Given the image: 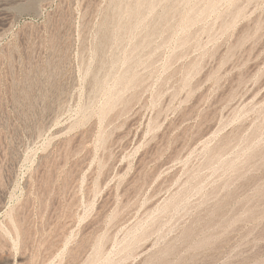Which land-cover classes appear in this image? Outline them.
<instances>
[{"label":"rangeland","instance_id":"rangeland-1","mask_svg":"<svg viewBox=\"0 0 264 264\" xmlns=\"http://www.w3.org/2000/svg\"><path fill=\"white\" fill-rule=\"evenodd\" d=\"M0 264H264V0H0Z\"/></svg>","mask_w":264,"mask_h":264}]
</instances>
